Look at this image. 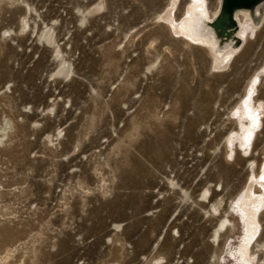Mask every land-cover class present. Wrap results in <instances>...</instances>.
Instances as JSON below:
<instances>
[{
	"label": "rangeland",
	"instance_id": "rangeland-1",
	"mask_svg": "<svg viewBox=\"0 0 264 264\" xmlns=\"http://www.w3.org/2000/svg\"><path fill=\"white\" fill-rule=\"evenodd\" d=\"M27 2L24 32L22 8L0 13V126L13 127L0 146V253L22 264H233L242 225L230 206L264 161V22L216 72L204 48L160 24L177 4L180 21L188 0ZM217 7L206 0L209 15ZM254 77L262 126L250 148H228ZM221 217L236 229L217 246Z\"/></svg>",
	"mask_w": 264,
	"mask_h": 264
},
{
	"label": "bare ground",
	"instance_id": "bare-ground-1",
	"mask_svg": "<svg viewBox=\"0 0 264 264\" xmlns=\"http://www.w3.org/2000/svg\"><path fill=\"white\" fill-rule=\"evenodd\" d=\"M168 1L165 9L171 6V0ZM188 1L189 4L186 6L185 11H183L185 14L181 15L182 19L180 21L175 18V12L178 7L177 4L173 9L172 23L169 24L161 21L160 24L168 30L171 37L183 40L186 46L192 45L201 49L204 48L207 56H212L211 68L213 70H216V72L226 71L232 61L231 54H238L244 45L242 33L248 31L245 35V48L251 39L261 30L262 23L264 22V0H256L254 4L248 7H235L229 12L224 8L225 0H218L217 10L210 13V15L206 9V0ZM15 6L22 8L24 11L19 21V32L21 33L24 32L26 28H29L28 18L26 16L27 12L30 11V5L27 0H0V13ZM100 6H102V4L98 7ZM161 14L162 12L160 15ZM151 45L153 44L151 43ZM262 71L264 72V66ZM248 82L242 94L243 96L240 99L241 101L245 96V99L240 104L242 108L238 109L237 113H231V116L236 120V122L234 121L235 124L238 125L243 121L244 128L241 130L240 135L237 132V134L229 136L226 141V147L228 148L233 147L235 143L236 146L240 143L241 151H245L251 147L253 140H255L254 138L259 132L258 130L262 126V102L254 97V95L257 94L258 78L254 77L251 82ZM251 99H253L254 107H251L249 104ZM4 122L5 125L3 127L0 126V146L2 147L5 146L7 141L10 142L13 133V127H9V125H12L11 121L7 119ZM260 165L264 166V161ZM260 165L252 175V179L256 181L254 182L250 179V186L248 185V189L244 191V195L234 200L230 206L232 212L239 217V222L242 225L238 244L234 251L227 253L228 256L232 258L233 264H260L262 260V258L258 259L254 251V244H256L258 240L257 236L260 235L262 229L260 217L264 212V167L260 172ZM209 195L210 191L206 189L201 197L207 200V198L210 197ZM208 202H210V200H208ZM221 203L222 202L219 201L213 205V211L216 215H220L219 208ZM233 229H236L235 224L229 218L221 217L212 236L213 244L216 243V245L219 246L223 237L222 234H228L234 231ZM256 238L257 240L254 243ZM252 243L254 244L251 247ZM259 251H263L264 254V241ZM14 252L15 251L11 249H6L5 252L0 253V264H22L23 262L21 260L13 261ZM162 259L163 258L155 259V264ZM214 263L221 264L217 262V260ZM261 264H264V262Z\"/></svg>",
	"mask_w": 264,
	"mask_h": 264
},
{
	"label": "water",
	"instance_id": "water-1",
	"mask_svg": "<svg viewBox=\"0 0 264 264\" xmlns=\"http://www.w3.org/2000/svg\"><path fill=\"white\" fill-rule=\"evenodd\" d=\"M256 0H225L224 8L231 11L235 7H248L255 3Z\"/></svg>",
	"mask_w": 264,
	"mask_h": 264
}]
</instances>
